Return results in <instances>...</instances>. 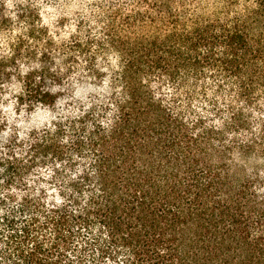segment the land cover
Instances as JSON below:
<instances>
[{
  "label": "trees",
  "instance_id": "1",
  "mask_svg": "<svg viewBox=\"0 0 264 264\" xmlns=\"http://www.w3.org/2000/svg\"><path fill=\"white\" fill-rule=\"evenodd\" d=\"M46 1L0 0V264H264V0Z\"/></svg>",
  "mask_w": 264,
  "mask_h": 264
},
{
  "label": "rangeland",
  "instance_id": "2",
  "mask_svg": "<svg viewBox=\"0 0 264 264\" xmlns=\"http://www.w3.org/2000/svg\"><path fill=\"white\" fill-rule=\"evenodd\" d=\"M7 6L9 8H13V0H6ZM24 2L31 1L36 7H38L43 14V18H45V22L48 24H53L55 20L58 18H61L63 14H65V11H68V13L73 17L76 5L71 4L70 6H67L64 11H59L54 6H51V3H47L46 0H21ZM73 10V11H72ZM72 12V13H71ZM74 21V18H72ZM69 27L71 28V24L65 28V30H69ZM75 89H77V93L80 95H86L88 94V91L83 88V86H75ZM9 99V97H8ZM4 116L6 120H9V128L17 127L20 132H25L28 128L31 127H37L38 125H41L48 121V119L51 117V113L47 110L41 109L38 110V112H35L33 114L26 113V112H16L13 108V106L9 105L8 103H5L3 106Z\"/></svg>",
  "mask_w": 264,
  "mask_h": 264
}]
</instances>
